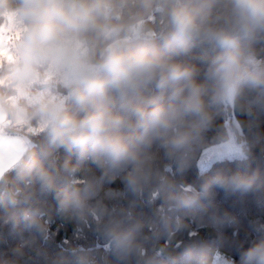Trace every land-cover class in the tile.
Segmentation results:
<instances>
[{
    "label": "clouds",
    "instance_id": "1",
    "mask_svg": "<svg viewBox=\"0 0 264 264\" xmlns=\"http://www.w3.org/2000/svg\"><path fill=\"white\" fill-rule=\"evenodd\" d=\"M214 187L264 207V0H0V211L54 199L0 264H264L261 220L233 251L185 223H237L204 203ZM144 194L152 217L124 203ZM53 216L103 244L49 250Z\"/></svg>",
    "mask_w": 264,
    "mask_h": 264
},
{
    "label": "trees",
    "instance_id": "2",
    "mask_svg": "<svg viewBox=\"0 0 264 264\" xmlns=\"http://www.w3.org/2000/svg\"><path fill=\"white\" fill-rule=\"evenodd\" d=\"M257 157L253 167L259 163L261 153L259 147L255 150ZM216 167L235 168V162L216 163ZM80 175V174H78ZM179 183H198L196 170L188 171L183 177H176ZM114 190L119 191L122 185L119 179L111 182L109 185ZM175 192V189L173 190ZM135 201L134 210L143 217H152L154 215V207L147 203V194L142 198H136L129 195L124 201L125 204ZM207 203L215 213V216L221 221L225 216L235 217L237 223L229 224L227 222L216 223L209 220V214L193 208L189 211L185 223L189 229L198 232L199 235L208 243H215L225 251H233L237 245L252 239L254 225L250 221L261 220L264 222V207L256 201L253 193H244L240 191H232L223 187H214ZM54 206L52 196L41 197L23 206V214H16L14 219L5 217L3 211H0V250L6 245L16 243L21 239H25L29 235H38L36 226L43 224L47 219L46 215H42L49 208ZM24 216H29L24 219ZM87 239H81L77 233V224L73 221H66L53 216L51 224L48 226V239L41 241L49 250H61L68 248L76 243L79 244H95L100 247L102 240L97 238L90 231L91 225L83 226ZM235 233V235H234ZM187 235V234H186ZM186 235L173 238L172 247L182 246L186 242ZM168 236L166 230L161 226L160 235L148 242V247L158 250L160 247L168 244ZM28 260H34V254L26 257Z\"/></svg>",
    "mask_w": 264,
    "mask_h": 264
},
{
    "label": "crops",
    "instance_id": "3",
    "mask_svg": "<svg viewBox=\"0 0 264 264\" xmlns=\"http://www.w3.org/2000/svg\"><path fill=\"white\" fill-rule=\"evenodd\" d=\"M12 148H15V145H12Z\"/></svg>",
    "mask_w": 264,
    "mask_h": 264
}]
</instances>
